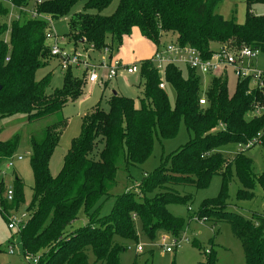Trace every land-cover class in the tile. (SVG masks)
I'll list each match as a JSON object with an SVG mask.
<instances>
[{"label": "trees", "instance_id": "trees-1", "mask_svg": "<svg viewBox=\"0 0 264 264\" xmlns=\"http://www.w3.org/2000/svg\"><path fill=\"white\" fill-rule=\"evenodd\" d=\"M223 1L119 0L114 13L108 16L99 12L111 0L12 3L34 5L39 13L55 20L65 17L82 2L83 12L70 18L69 32L64 37L73 46L92 47L100 54L105 49L109 55L119 51L133 28L154 45L159 44L164 33H175L180 44L197 48L205 58L220 46L230 50L248 47L264 54V14L252 11L254 5L264 4V0H245L246 16L242 23L233 15L225 18L216 11ZM89 9L98 13H87ZM8 14L9 7L1 3L0 119L22 114L30 122L58 116L55 125L46 126L29 138L33 176L30 214L18 233L24 251L38 256V264H121L120 254L127 249L121 241L136 242L139 237L136 222L150 240L156 238L157 231H170L178 239L183 221L168 212L166 205L186 204L192 194L181 195L178 189L206 187L210 178L219 174L220 193L202 202L195 219L227 222L241 243L245 264H264V216L254 214L246 218L229 209L226 193L234 165L240 184L235 193L237 200L253 199L256 183L264 196V114L250 113L255 103H264V96L253 88L249 78L237 80L233 94L229 95L227 77L214 76L202 93L200 78L194 71L187 69L184 74L176 66H167L164 78L175 91L171 104L166 88L159 87L158 72L148 59H143L138 73L143 86L138 104L118 93L109 97L107 110L97 103L84 115L79 137L72 141L60 171L52 175L49 162L60 135L55 129L64 120L61 111L67 103L82 97L86 83L67 69L63 71L62 85L49 91L52 72L36 79V71L52 59L45 40L48 23L31 18L26 12H18L17 18L7 21ZM202 95L206 99L203 105L199 104ZM181 122L189 134L188 141L162 158L155 170L143 174L135 188L125 187L108 215H97V204L111 196L118 173L129 179L130 167L142 164L150 156L155 138L174 137ZM259 133L261 172L254 170L247 150L233 156L218 151L228 144L244 145ZM19 140L18 134L0 139V166L14 153ZM6 187L0 180L1 205L7 212L17 210L25 202L24 184L14 177L10 204L2 197ZM80 210L88 222L74 229ZM187 218L189 221L193 216L189 214ZM89 250L94 255L93 262L88 260ZM216 262V253L210 250L205 263Z\"/></svg>", "mask_w": 264, "mask_h": 264}, {"label": "rangeland", "instance_id": "rangeland-1", "mask_svg": "<svg viewBox=\"0 0 264 264\" xmlns=\"http://www.w3.org/2000/svg\"><path fill=\"white\" fill-rule=\"evenodd\" d=\"M119 0H111V2L99 12L101 15H111L114 13ZM32 3V2H31ZM82 2L77 3L71 11L62 18L55 19L52 22V31L59 36H65L69 32L68 22L76 13L83 12ZM216 11L225 18H231L233 15L238 22H243L246 16L245 0H225L218 4ZM255 14H264V4H256L252 7ZM87 13H98L94 9L86 10ZM7 16L8 21L14 18ZM177 35L172 32L164 33L161 37L162 42L168 43L174 41ZM121 56L126 61L136 62L141 58L151 56L154 51V44L141 37L137 28H133L130 37H127L121 46ZM112 59L117 57V52L112 53ZM257 65L264 66V54H260L256 59ZM185 74V70H182ZM48 72H52L51 82L48 90L60 87L63 80V71L57 66L53 59H50L47 65L36 71V79H41ZM74 76H79L80 71L72 70ZM212 75L199 74L200 89L204 93L210 85ZM236 77L234 73L227 70V91L232 95L236 86ZM142 81L138 73L127 74L119 73L116 78L110 80L107 86L100 82L86 83L83 87L82 97L75 102L67 103L61 113L63 122L56 127L59 132V140L54 148L50 162L49 170L52 175H56L62 166L65 156L67 155L72 141L79 137L81 132L82 119L84 115L90 113L94 106L99 103L103 110L108 109V99L112 91L135 100L138 104V98L142 96ZM166 93L171 104L175 99V91L171 86L166 87ZM58 119L56 114L36 120L27 121L22 114H15L10 117L0 119V139L7 140L13 135L20 136L19 145L12 155L22 156V160H15L14 166L6 171L3 175L5 186H11L16 176L24 184L25 202L18 206L17 210H11L10 214L15 213L26 222L30 209L28 205L32 193L33 176L29 165L30 144L29 138L31 134H38L46 126L55 125ZM189 139L184 124L181 122L178 131L174 137L155 138L150 156L137 166L129 169L130 178L126 179L124 173H118V183L108 198H102L97 204V215L100 217L108 215L115 203L116 196L121 194L125 187L135 188L140 178L145 173H150L158 167L162 158L167 157L170 153L178 149ZM241 150L239 144H228L220 147L218 151L223 155L233 156ZM245 153L252 159L254 170L261 172L263 170L262 149L256 145ZM11 155V156H12ZM2 165V164H1ZM222 180L219 174L213 175L207 186L203 188H194L186 186L178 189L180 194H192V199L186 204L184 203H168L166 209L174 217L183 221L179 230L178 246L173 248L172 252H166L165 247L172 245L175 237L172 232L157 231L156 238L150 240L145 235L136 222L138 239L133 241H121L127 249L120 254L121 264H132L136 260V264H206V255L213 250L216 253V264H245L244 254L240 241L233 235L231 226L224 221L198 220L200 205L209 198L218 196L221 190ZM240 187L236 179L234 165L231 166V180L227 186V201L230 204L229 209L242 214L246 218H251L254 214L264 216V196L260 186L256 183L253 187L254 197L251 200H237L235 193ZM3 196V193H2ZM188 207L191 211H188ZM191 214L193 219L187 220ZM6 214L0 213V264H26L23 259V248L20 237L14 230H9L6 222ZM88 222L83 210L79 212V218L73 223V228H78ZM163 237L165 242L163 241ZM13 244V245H12ZM141 244L143 251L136 253L135 247ZM12 246L13 254L8 252ZM89 262L94 261V255L88 251Z\"/></svg>", "mask_w": 264, "mask_h": 264}, {"label": "built area", "instance_id": "built-area-1", "mask_svg": "<svg viewBox=\"0 0 264 264\" xmlns=\"http://www.w3.org/2000/svg\"><path fill=\"white\" fill-rule=\"evenodd\" d=\"M42 0H36L35 4L41 3ZM5 4L9 7L8 16L18 12H26L31 18H40L48 23V29L45 32V40L49 45L50 56L55 60L57 66L65 71L67 69L79 70V78H82L85 83H108L117 77L119 73L134 74L139 73L140 61L126 63L119 58H113L109 55L107 49L103 50L99 58H95L97 53L92 47L84 48L81 45L73 46L64 36H59L52 31V18L48 15L39 13L34 5L14 6L12 0H0V4ZM262 54L258 49H250L242 47L238 50H230L225 46L215 48L214 52L209 58H205L202 53L195 47L190 45H182L176 39L168 43L162 41L155 45V49L151 56L147 58L152 67L158 72L160 76L159 87L165 89L167 83L164 75L167 66H176L181 70L190 69L198 76L199 74H210L214 76L225 75L227 77V70L230 69L236 80H244L249 78L253 88H256L264 96V66L257 65L256 59ZM206 103L205 96L199 98V104ZM251 115L258 116L264 114V103H255L251 110ZM260 133L256 138H253L248 143L241 145L240 151L248 150L260 143ZM23 157L11 156L0 166V180L6 171L14 166V161L22 160ZM13 187L9 186L3 192V200L10 204L13 200ZM190 210V208H188ZM10 211H5L1 205L0 213L6 214V222L9 230H14L17 234L23 228L25 222L22 221L17 214ZM163 241L164 237H163ZM13 245V244H12ZM178 246V240L174 239L172 245L165 247L166 252H172L173 248ZM12 246L9 247L8 252L13 254ZM136 253L143 251L142 245L137 244L135 247ZM23 259L26 264H38L39 257L32 255L23 250Z\"/></svg>", "mask_w": 264, "mask_h": 264}, {"label": "crops", "instance_id": "crops-1", "mask_svg": "<svg viewBox=\"0 0 264 264\" xmlns=\"http://www.w3.org/2000/svg\"><path fill=\"white\" fill-rule=\"evenodd\" d=\"M16 15H17V13L15 14V17H16ZM161 41H162V39H161ZM154 48H155V45H154ZM121 51H122V49L120 48V50L119 51H117V58H119L120 60H122L123 62H126V63H130L131 61H126L125 59H123L122 57H120L121 56ZM94 57L97 59V58H99L100 57V53H95L94 54ZM150 57V56H149ZM149 57H146V58H141V59H139V60H137L136 62H139V61H141V60H143V59H147V58H149ZM103 85H104V83H102ZM80 99V98H79ZM78 99V100H79ZM77 100V101H78Z\"/></svg>", "mask_w": 264, "mask_h": 264}, {"label": "water", "instance_id": "water-1", "mask_svg": "<svg viewBox=\"0 0 264 264\" xmlns=\"http://www.w3.org/2000/svg\"><path fill=\"white\" fill-rule=\"evenodd\" d=\"M82 42V40H80ZM117 92L116 91H112V94H116Z\"/></svg>", "mask_w": 264, "mask_h": 264}]
</instances>
